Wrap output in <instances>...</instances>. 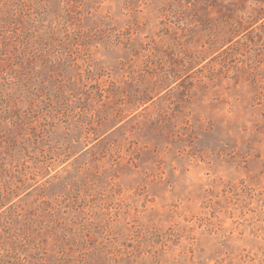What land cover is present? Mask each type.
Listing matches in <instances>:
<instances>
[{
  "label": "rangeland",
  "instance_id": "rangeland-1",
  "mask_svg": "<svg viewBox=\"0 0 264 264\" xmlns=\"http://www.w3.org/2000/svg\"><path fill=\"white\" fill-rule=\"evenodd\" d=\"M0 264H264V0H0Z\"/></svg>",
  "mask_w": 264,
  "mask_h": 264
}]
</instances>
